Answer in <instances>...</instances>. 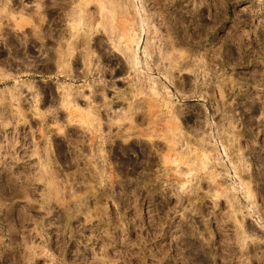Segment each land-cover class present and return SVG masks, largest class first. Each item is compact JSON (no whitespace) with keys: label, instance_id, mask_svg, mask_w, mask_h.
I'll return each mask as SVG.
<instances>
[{"label":"rangeland","instance_id":"374dc122","mask_svg":"<svg viewBox=\"0 0 264 264\" xmlns=\"http://www.w3.org/2000/svg\"><path fill=\"white\" fill-rule=\"evenodd\" d=\"M127 1L0 0V264H264V0Z\"/></svg>","mask_w":264,"mask_h":264},{"label":"bare ground","instance_id":"6f19581e","mask_svg":"<svg viewBox=\"0 0 264 264\" xmlns=\"http://www.w3.org/2000/svg\"><path fill=\"white\" fill-rule=\"evenodd\" d=\"M125 1H127V0H125ZM117 2V1H116ZM128 2V1H127ZM134 2V1H133ZM142 3L140 2V4L139 3H135L134 4V7H135V14H138L137 16H138V20L140 21V22H138L137 20V22H138V24H139V26H141V28H138V29H141V31L140 30H138V36H137V30L135 29V28H131V29H129L130 30V35L128 34V41L125 43L126 45L124 46H122L121 48H123L124 50H122L121 48H119V49H121L120 51H123L125 54L124 55H126V58L125 59H127V61H128V63L129 64H131V67L135 70V72L137 71V72H140V74L141 75H143V79L142 80H140V81H142L141 83H143V86L142 87H140V89L142 88V89H144L145 88V86H144V84L147 86V87H149L148 89L150 90V92L151 93H153V94H155L154 96H156V95H158L157 93H159V91H158V88H159V83H161L162 84V82H163V79H164V77L163 76H156V75H153V73H152V71H151V68L147 65L148 64V59L149 58H151V56H152V54H153V52H155L160 58H161V60H164L165 58H167L168 60H171V62H170V67L171 66H173V60L175 61V59L173 58L174 56H170V54H169V50H168V47H172V46H174V44L176 45L177 43H175V41H169V39H171V38H166L168 41H166L165 40V42L164 43H161L160 45H158V47H157V44L158 43H154V42H152V41H150V39H149V37H147V35H146V32H147V30H146V25L148 24H146V22H145V18H143L144 16H143V6L141 5ZM128 5V4H127ZM120 6V5H119ZM123 6H125V5H123ZM122 7V6H121ZM128 7V6H127ZM131 7V5L129 6V8ZM125 8V7H124ZM73 9V8H72ZM123 10V9H122ZM125 10V9H124ZM126 10H128V9H126ZM145 10V9H144ZM75 10H73L72 12H71V14H69V17H70V27H71V29L73 30V33L71 34V38H72V36L74 37V36H76L77 34H78V32L80 31V29H81V26H83V24L84 23H87L86 21L84 22V19L86 20V17H84L83 15H85V14H83V15H81V10L79 11H77L76 10V12H74ZM84 12V11H83ZM126 12V11H125ZM131 12V11H130ZM85 13V12H84ZM89 13V12H88ZM133 13V12H132ZM87 15V14H86ZM129 15V14H128ZM130 16V15H129ZM91 17V16H90ZM92 17H93V15H92ZM89 18V17H88ZM148 18V17H147ZM151 18V17H150ZM90 19V18H89ZM137 19V18H136ZM162 20V19H161ZM133 21V20H132ZM147 21V20H146ZM151 21V20H150ZM69 22V21H68ZM89 23H90V21H88ZM148 22V21H147ZM97 23V22H96ZM85 25V24H84ZM98 25V24H97ZM101 25H102V22H101ZM150 25H153V24H150ZM160 25V24H159ZM85 26H88V25H85ZM109 26V25H108ZM149 26V25H148ZM90 27V26H89ZM137 27V26H136ZM153 28H154V26H153ZM109 29V28H108ZM117 29V28H116ZM60 30H61V28H60ZM118 30V29H117ZM124 30H125V28H124ZM128 30V31H129ZM180 30V29H179ZM65 31V30H64ZM84 31V30H83ZM127 31V32H128ZM126 32V31H125ZM152 32V31H151ZM81 33V32H80ZM121 33V32H120ZM86 34V33H85ZM125 34V33H124ZM155 34V33H154ZM65 35V34H64ZM70 35V34H69ZM91 35V34H90ZM89 35V36H90ZM113 35H115V37H116V34H113ZM127 35V34H126ZM150 35V34H149ZM158 35V34H157ZM153 36V35H152ZM70 37V36H69ZM83 37H85V36H83ZM82 37V38H83ZM91 37V36H90ZM114 37V36H113ZM113 37H111L110 39H112L113 40ZM114 37V38H115ZM66 38V37H65ZM70 38V40L68 41L67 40V42H65L64 41V39H63V42H65L66 44V46H65V48L67 49V52H63L64 54H65V56H71V55H73L74 56V50H75V43H76V41L74 40H72ZM75 38V37H74ZM122 38V37H121ZM152 38H154V37H152ZM158 38H159V36H158ZM162 38V37H161ZM176 38V37H175ZM180 38V37H179ZM62 39V38H61ZM69 39V38H68ZM86 39V38H85ZM90 39V38H89ZM157 39V38H156ZM155 39V40H156ZM181 39H183V38H181ZM76 40H78V39H76ZM82 40V39H81ZM119 40V39H118ZM152 40V39H151ZM173 40V39H172ZM115 41V40H114ZM126 41V40H125ZM158 41V40H157ZM176 41L178 42V39H176ZM183 41V40H182ZM61 42H62V40H61ZM89 42V41H88ZM111 42H113V41H111ZM118 42V41H117ZM160 42V41H159ZM161 42H163V40H161ZM58 43V42H57ZM183 43V42H182ZM188 43V42H187ZM119 44V43H118ZM180 44V43H179ZM137 46V48L135 49L134 48V46ZM154 45H156L155 46V48H158V51H154ZM178 45V44H177ZM182 46H183V44H181ZM180 45V46H181ZM77 46V45H76ZM79 46V45H78ZM179 46V45H178ZM177 46V47H178ZM118 47V46H117ZM88 48V47H87ZM153 48V49H152ZM61 49H62V47H61ZM118 49V48H117ZM170 49V48H169ZM125 50H126V52H127V54H126V52H125ZM62 51H64L63 49H62ZM76 51V50H75ZM123 52H120V53H123ZM68 53V54H67ZM89 53V52H88ZM176 53H179L178 51L176 52ZM175 53V54H176ZM185 54H186V52H180V54L179 55H181L182 56V58H183V56H184V58H185ZM142 55L144 56L145 55V59L144 60H146V62L145 61H143L142 59L143 58H141L142 57ZM59 56V55H58ZM57 56V57H58ZM75 56L77 57V54H75ZM75 56H74V58H75ZM82 56V55H81ZM84 56H86V55H84ZM123 56V55H122ZM177 56V55H176ZM56 57V58H57ZM69 59V58H66V57H62V52H61V57L59 56V61L57 62V63H59L60 64V62L62 61H65V59ZM80 58V57H79ZM82 58V57H81ZM90 58V57H89ZM158 58V57H157ZM189 58V57H188ZM58 59V58H57ZM72 59H73V57H72ZM77 59V58H76ZM124 59V58H123ZM80 60V59H79ZM85 60V59H84ZM160 60V59H159ZM160 60V61H161ZM66 61H68V60H66ZM65 61V62H66ZM82 61V60H81ZM186 61V60H185ZM64 62V63H65ZM82 62H84V61H82ZM86 62V61H85ZM176 62V61H175ZM193 62V61H192ZM90 63V62H89ZM163 63V62H162ZM190 63V62H189ZM66 64V63H65ZM87 64V63H86ZM125 64V63H124ZM157 64V63H156ZM183 64V63H182ZM188 64V62L187 63H185L184 62V64L183 65H187ZM192 64V63H191ZM190 64V65H191ZM61 65V64H60ZM64 65V64H63ZM62 65V66H63ZM89 65V64H88ZM128 65V64H127ZM155 65V64H154ZM160 65V64H159ZM165 65V64H164ZM59 66V65H58ZM139 66H141L142 68H143V72L141 71V70H139ZM156 66V65H155ZM161 66H162V64H161ZM88 67V66H87ZM159 67V66H158ZM157 67V68H158ZM177 67V66H176ZM193 67V66H192ZM192 67H191V69H192ZM142 68H140V69H142ZM166 69H165V76H166V74H168V73H170L171 71H170V69H168V66L167 67H165ZM185 68H187V67H185ZM131 69V68H130ZM162 69V68H161ZM160 69V70H161ZM174 69V68H173ZM179 70V69H178ZM183 70V69H182ZM162 72H164L163 70H161ZM192 71H193V69H192ZM184 72V71H183ZM136 74V73H135ZM164 74V73H163ZM167 78H168V76H167ZM172 79V78H171ZM174 80V79H173ZM138 83H140V82H138ZM164 83V82H163ZM184 84V83H183ZM164 85H165V83H164ZM167 85V84H166ZM183 86V85H182ZM67 88V87H66ZM147 89V88H146ZM145 89V90H146ZM147 89V90H148ZM64 92L66 91V89H64L63 90ZM68 91H70V90H67L66 92H65V94H63V98H64V100L65 99H68L69 97H70V95H71V93L69 92L68 93ZM143 91V90H142ZM181 91V90H180ZM58 92V91H57ZM222 92V91H221ZM181 93V92H180ZM58 94V93H57ZM64 95H65V97H64ZM69 96V97H68ZM170 96H171V94H170ZM72 97V96H71ZM150 97H152V96H150ZM157 98V97H156ZM162 99V98H161ZM63 100V101H64ZM74 100H75V98H74ZM69 102V101H68ZM160 102V101H159ZM71 103V102H70ZM75 105V104H74ZM159 105V104H158ZM166 106L165 108H169V109H167V110H170V113H168V114H170L169 116H173L172 118L175 120H179V115H178V110L176 109V107H177V105H176V107L175 106H173L172 105V103H171V101H164V104H162L161 103V106ZM91 106L93 107V105L91 104ZM163 106V107H164ZM137 107H138V105H137ZM136 107V108H137ZM218 108V107H217ZM91 109V108H90ZM130 110V109H129ZM135 110V109H134ZM166 111V110H165ZM119 113V112H118ZM135 113V112H134ZM124 116V115H123ZM168 116V115H167ZM170 117V118H171ZM179 117V118H178ZM227 118V117H226ZM229 118V117H228ZM231 119V118H230ZM173 120V121H174ZM172 121V122H173ZM229 121V120H228ZM176 124H178V123H176ZM235 124L233 123V119H232V121L229 123V125L227 124V127H229L230 126V128L231 127H233ZM176 127V126H175ZM235 127V126H234ZM229 128V129H230ZM228 130V129H227ZM226 130V131H227ZM181 131V130H180ZM231 131V130H230ZM232 131H233V128H232ZM222 132V131H221ZM233 133V132H232ZM177 135V134H176ZM223 135V134H222ZM224 135H225V133H224ZM213 136H211V138H212ZM216 137H218V136H216ZM235 137V136H234ZM234 137H233V139H234ZM202 139H204V137L202 136ZM202 139H200V140H202ZM205 139H206V137H205ZM218 139V138H217ZM178 140H179V138H178ZM229 140V139H228ZM237 140V139H236ZM205 141H207V140H205ZM209 141V140H208ZM235 141V140H234ZM218 142V141H217ZM216 141H215V143H217ZM220 142V141H219ZM232 142V141H231ZM230 142V144L229 145H231V144H234V143H231ZM176 143H177V141H176ZM202 143H203V141H202ZM205 143V142H204ZM203 143V144H204ZM210 143H212V142H210ZM207 144V143H206ZM219 144H222V143H219ZM219 144H218V146H219ZM176 145V144H175ZM201 145V144H200ZM209 145V144H208ZM213 145H215V144H213ZM212 145V146H213ZM205 146V145H204ZM207 146V145H206ZM216 146H217V144H216ZM217 146V147H218ZM224 146V145H223ZM174 147V146H173ZM172 147V148H173ZM199 147V146H198ZM210 147V146H209ZM208 147V148H209ZM217 147H216V151H218L217 150ZM171 148V149H172ZM221 148H222V145H221ZM226 148V147H225ZM233 148V147H232ZM231 148V146H230V149H232ZM191 149V148H190ZM206 149V148H205ZM240 149V148H239ZM238 149V150H239ZM210 150H211V148H210ZM212 150H214V148L212 149ZM219 150H220V148H219ZM198 151V150H197ZM215 151V150H214ZM215 151V152H216ZM221 151H223V150H221ZM208 152V151H207ZM206 151L204 152V151H202L201 153V155L202 156H204L203 158L204 159H206V160H208V157L210 156L209 155V153H207ZM213 152V151H212ZM214 152V153H215ZM224 152V151H223ZM240 151H238V153H239ZM211 154H213V153H211ZM224 154V153H223ZM240 154H241V152H240ZM239 154V155H240ZM226 156H227V154H225ZM235 155V154H234ZM212 156V155H211ZM216 157H217V155H216ZM216 157H215V159H216ZM202 158V160H204ZM212 158H214V157H211V159ZM218 158V157H217ZM238 158H239V156H238ZM238 158H235V159H238ZM214 159V160H215ZM245 159V158H244ZM243 159V160H244ZM217 160V159H216ZM215 160V162L217 163L218 162V160L216 161ZM224 160V159H223ZM241 160V159H240ZM242 160V161H243ZM212 161V163H213V160H211ZM211 161H209V162H211ZM219 161H220V159H219ZM245 161V160H244ZM205 163H207V162H205ZM215 163V164H216ZM221 163V162H220ZM219 163V164H220ZM218 164V163H217ZM218 164V165H219ZM222 164H224V163H222ZM243 164V163H242ZM207 165V164H206ZM221 165V164H220ZM225 165V164H224ZM245 165V164H244ZM212 166H215V165H212ZM217 166V165H216ZM236 167V166H235ZM248 171V170H247ZM238 174V173H237ZM219 176V175H218ZM215 177V176H214ZM240 177V176H239ZM246 183H247V181H246ZM243 185H246L245 184V182H244V184ZM248 185V186H247ZM247 187H250L249 189H251L252 187H251V185H249L248 183H247ZM254 190V189H253ZM20 193H26L25 192V187L24 188H22V190H18ZM238 192V191H237ZM222 194H224V193H222ZM253 196V195H252ZM235 198V197H234ZM236 200H238V199H236ZM228 202H230V201H228ZM231 202H233V201H231ZM232 203H230V205H231ZM232 205H234V204H232ZM250 206V205H249ZM236 208V207H235ZM239 208V207H238ZM240 208H242V207H240ZM244 208V207H243ZM245 209H246V207H245ZM253 209V208H252ZM235 210H237V209H234V211ZM239 210V209H238ZM242 210V209H241ZM247 210V209H246ZM249 210V209H248ZM248 210H247V212H248ZM240 212V211H239ZM244 212V211H243ZM246 212V211H245ZM242 212H240L239 214H241ZM249 213H251V212H249ZM248 213V214H249ZM242 214H244V213H242ZM246 214V213H245ZM252 215V214H251ZM242 216V215H241ZM245 216V215H244ZM239 220V219H238ZM257 221H258V219H257ZM240 226V225H239ZM241 232V231H240ZM243 238V237H242Z\"/></svg>","mask_w":264,"mask_h":264}]
</instances>
